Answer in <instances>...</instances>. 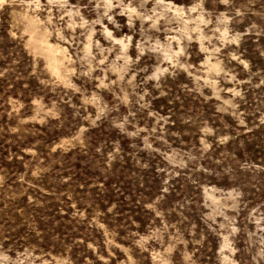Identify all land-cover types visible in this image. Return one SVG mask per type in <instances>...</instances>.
<instances>
[{"label": "rangeland", "instance_id": "374dc122", "mask_svg": "<svg viewBox=\"0 0 264 264\" xmlns=\"http://www.w3.org/2000/svg\"><path fill=\"white\" fill-rule=\"evenodd\" d=\"M0 264H264V0H0Z\"/></svg>", "mask_w": 264, "mask_h": 264}]
</instances>
